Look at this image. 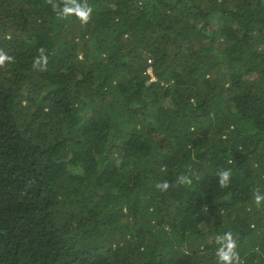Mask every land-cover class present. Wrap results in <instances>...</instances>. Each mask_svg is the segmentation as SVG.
<instances>
[{"label": "trees", "instance_id": "trees-1", "mask_svg": "<svg viewBox=\"0 0 264 264\" xmlns=\"http://www.w3.org/2000/svg\"><path fill=\"white\" fill-rule=\"evenodd\" d=\"M88 3L0 0V264H264V0Z\"/></svg>", "mask_w": 264, "mask_h": 264}, {"label": "clouds", "instance_id": "clouds-1", "mask_svg": "<svg viewBox=\"0 0 264 264\" xmlns=\"http://www.w3.org/2000/svg\"><path fill=\"white\" fill-rule=\"evenodd\" d=\"M47 3L52 6V10L60 19H67L74 16L81 24H88L92 19L93 7L88 3V0H60V3L54 0H47ZM39 55L34 58L32 67L40 71L46 70L48 64V57L45 54L46 49L41 47L38 49ZM14 58L8 56L3 50H0V68L4 67L6 63L13 62ZM150 76V82H155L156 78L152 74L151 68L147 71ZM219 179L218 184L220 188H227L231 179V169L221 170L217 173ZM199 177H197L198 179ZM192 179L188 175H179L175 181L177 185H190ZM173 185L168 181L158 182L155 187L157 190L164 192ZM264 201V195H261L259 190L254 192V202L259 207ZM216 243L220 245L215 255L218 264H243L239 253L236 251L237 242L231 232H226L223 235L216 236Z\"/></svg>", "mask_w": 264, "mask_h": 264}]
</instances>
